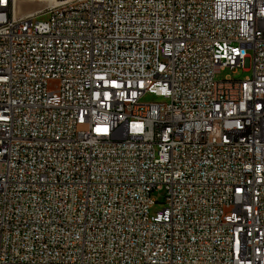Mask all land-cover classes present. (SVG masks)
I'll list each match as a JSON object with an SVG mask.
<instances>
[{"label": "built area", "instance_id": "1", "mask_svg": "<svg viewBox=\"0 0 264 264\" xmlns=\"http://www.w3.org/2000/svg\"><path fill=\"white\" fill-rule=\"evenodd\" d=\"M0 264H264V0H0Z\"/></svg>", "mask_w": 264, "mask_h": 264}, {"label": "rangeland", "instance_id": "2", "mask_svg": "<svg viewBox=\"0 0 264 264\" xmlns=\"http://www.w3.org/2000/svg\"><path fill=\"white\" fill-rule=\"evenodd\" d=\"M30 9H33L32 7H39L38 3H30L29 5ZM19 12H24L21 9V5H19ZM48 15L44 14V15H40L37 17L38 20H45L47 19ZM232 72L229 68L223 69L221 70L218 74H217V79L218 80H222L224 78H226L227 76L231 75ZM251 75V70L245 71L242 68L237 70L236 73L233 75L235 79H244L246 76ZM161 101V99L153 94L147 93L142 97V102L148 103V102H158ZM157 199L159 200L158 202H156L154 204V206L151 209V212L154 213L156 211L161 210L164 207V204L162 203L163 200V193H157L156 194Z\"/></svg>", "mask_w": 264, "mask_h": 264}, {"label": "water", "instance_id": "3", "mask_svg": "<svg viewBox=\"0 0 264 264\" xmlns=\"http://www.w3.org/2000/svg\"><path fill=\"white\" fill-rule=\"evenodd\" d=\"M30 3H34V2H30ZM30 3H22V4H21V9H22V11L38 10V9L44 7V5H45L44 3H40V2H38L39 5H40L38 8H37V7H32L33 9H30V8H29L30 6H27V5H29Z\"/></svg>", "mask_w": 264, "mask_h": 264}, {"label": "bare ground", "instance_id": "4", "mask_svg": "<svg viewBox=\"0 0 264 264\" xmlns=\"http://www.w3.org/2000/svg\"><path fill=\"white\" fill-rule=\"evenodd\" d=\"M51 1H55L56 3H58L60 0H51ZM34 3H38V2H35ZM39 4V3H38ZM40 6V5H39ZM38 8V7H37ZM36 10H30V11H24V12H19V5L16 6V15H26V13H29V12H34Z\"/></svg>", "mask_w": 264, "mask_h": 264}]
</instances>
